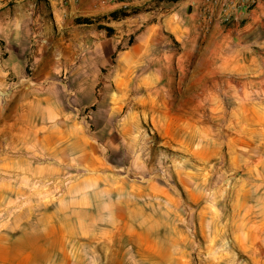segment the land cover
Masks as SVG:
<instances>
[{
	"label": "rangeland",
	"instance_id": "1",
	"mask_svg": "<svg viewBox=\"0 0 264 264\" xmlns=\"http://www.w3.org/2000/svg\"><path fill=\"white\" fill-rule=\"evenodd\" d=\"M197 2L87 0L74 26L60 21L84 34L60 40L105 44L109 59L98 55L83 75L58 78L60 146L31 155L29 177L0 197V264H264L253 259L262 250L252 253L247 235L260 219L252 212L255 182L241 177L228 153L214 151L235 118L211 108L229 109L231 94L260 103L264 84L256 71L239 69L177 85L175 78L196 73L183 68L174 32L197 29L190 16ZM173 91L222 96L204 100V113L191 121L205 129L186 142L168 130L176 126Z\"/></svg>",
	"mask_w": 264,
	"mask_h": 264
},
{
	"label": "crops",
	"instance_id": "2",
	"mask_svg": "<svg viewBox=\"0 0 264 264\" xmlns=\"http://www.w3.org/2000/svg\"><path fill=\"white\" fill-rule=\"evenodd\" d=\"M86 2L0 0V181L11 182L0 186V197L13 191L14 180L29 177L31 155L35 157L47 147L58 149L60 146L63 108L56 88L60 84L58 78L63 73L71 77L83 75L86 61H93L98 55L100 61L109 59L105 44L87 47L84 39L77 43L60 40L65 35H84L81 29H62L59 24L61 21L65 26H74L73 16L88 13L84 7ZM194 9L190 16L196 14L197 20L191 25L207 29L202 33L194 28L185 35L174 32L175 39L184 48L181 54L187 64L183 63V68L188 66L189 70L196 71L193 77L175 78L177 85L182 80L198 84L206 75L220 70L238 73L239 69L243 73L256 71L255 80L264 84V0H198ZM229 15L231 19L227 21ZM63 61L65 67L61 66ZM249 80L254 79L245 78L246 83ZM243 94L238 99H234V94L224 97L230 101L229 109L222 105L211 107L219 117L228 112L235 118L226 131L227 141L221 142L214 151L221 157L228 153L237 170H243L241 177L255 182L257 204H252V212L259 213L260 219H254L247 235L251 251H255L252 253L262 250L253 259L264 260V101L252 103L247 94L246 103L241 104ZM207 97L222 100L215 93L178 95L173 91L170 100L175 109L170 114L176 118L171 125L176 126L169 128V132L180 133L181 140L186 142L192 132L204 130L205 125H197L191 117L204 113L202 105ZM93 103L91 99L84 107ZM82 110L83 106L76 108L74 115L79 116Z\"/></svg>",
	"mask_w": 264,
	"mask_h": 264
},
{
	"label": "trees",
	"instance_id": "3",
	"mask_svg": "<svg viewBox=\"0 0 264 264\" xmlns=\"http://www.w3.org/2000/svg\"><path fill=\"white\" fill-rule=\"evenodd\" d=\"M173 1H176V2H178V1H181V0H173ZM112 15H117V12H114ZM126 17V16H125ZM116 19H119V16L116 18ZM79 21H81V19L79 18L78 19ZM83 23V22H82Z\"/></svg>",
	"mask_w": 264,
	"mask_h": 264
},
{
	"label": "bare ground",
	"instance_id": "4",
	"mask_svg": "<svg viewBox=\"0 0 264 264\" xmlns=\"http://www.w3.org/2000/svg\"><path fill=\"white\" fill-rule=\"evenodd\" d=\"M244 89H245V88H244ZM244 94H245V93H244ZM244 94H243V95H244ZM246 96H247V95H246ZM244 98H245V96H244ZM243 100H244V99H243ZM240 109H241V108H240ZM13 191H14V190H13Z\"/></svg>",
	"mask_w": 264,
	"mask_h": 264
}]
</instances>
